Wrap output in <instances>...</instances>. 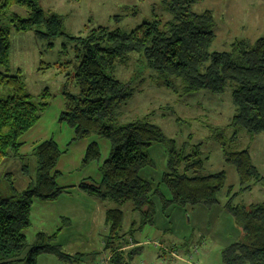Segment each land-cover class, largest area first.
<instances>
[{"label": "trees", "instance_id": "trees-1", "mask_svg": "<svg viewBox=\"0 0 264 264\" xmlns=\"http://www.w3.org/2000/svg\"><path fill=\"white\" fill-rule=\"evenodd\" d=\"M201 1L163 0L170 14L166 22H144L129 32L98 26L84 37L71 38L62 31L61 17L44 14L35 0H0V69L3 70H0V89L10 90L7 97L0 98V167L5 162L22 159L19 152L23 144L19 140L40 120L50 100L45 88L34 102L20 76L7 73L10 31L29 32L43 27L41 33L34 31L40 38L68 37L75 43L73 80L78 94L61 92L64 108L59 120L73 129L75 141L94 134L110 143L111 151L98 169L101 180L79 185L80 191L109 206L105 222L110 229L106 244V248L111 245L110 252L120 238L124 218L121 207L125 203L131 205V212L142 217L141 221L131 223L129 233L140 231L143 225L152 226V197L160 196L140 173L155 166L149 155L153 145H161L165 150L159 185L166 188L170 198L163 201L164 205L209 209L219 204L217 196L226 184L223 171L203 173L199 144L192 150L186 142L177 146L149 122V116L125 125L117 123L116 109L136 93L129 83L113 76L114 68L129 54H138L164 85L173 87L176 82L183 93L205 90L215 95L228 91L234 114L226 128L214 131L213 140L221 147L225 164L233 167L242 194L264 180L252 166L246 150L227 148L240 132L264 133V37L253 44L236 41L225 52H211L215 37L213 15L209 11L199 15L192 11ZM17 7L28 16L11 14V9ZM228 129L232 133L225 141ZM31 152L37 164L35 184L22 192H16L10 184L12 195L0 196V264H36L41 254H52L60 260L69 258L59 246L50 243L54 236L46 241L39 233L33 245L26 241L33 203L56 201L67 189L56 183L59 173L55 168L64 152L55 140L47 139L35 145ZM99 158L98 146L92 142L82 163L87 166ZM235 196L228 197L223 209L242 236L222 249V264H264V202L234 205ZM139 250H131L128 261ZM118 257L112 258L111 263L123 264Z\"/></svg>", "mask_w": 264, "mask_h": 264}, {"label": "rangeland", "instance_id": "rangeland-1", "mask_svg": "<svg viewBox=\"0 0 264 264\" xmlns=\"http://www.w3.org/2000/svg\"><path fill=\"white\" fill-rule=\"evenodd\" d=\"M35 2L44 14L61 17L62 31L71 38L84 37L98 26L129 32L144 22H166L170 19L163 0ZM192 11L198 15L209 11L213 15L215 37L211 52H225L236 41L253 44L264 37V0H202L192 7ZM10 13L23 18L28 16L18 7L12 8ZM34 31L41 33L44 28ZM34 31H10L7 73L20 76L34 102L46 88L50 94L49 108L19 140L23 144L19 152L22 159L1 165L0 196L12 195L10 184L16 192L35 184L37 164L31 151L35 145L47 139L55 140L64 152L55 168L59 173L56 183L67 189L56 201L45 203L37 200L33 203L30 209L31 224L25 236L27 243L33 245L38 233L50 236L59 230L56 239L50 243L62 246L61 251L69 258L60 260L52 254H41L37 264H112L111 260L116 256H119L120 262L128 264L130 250L136 247H142L143 251L133 255L131 264H222V249L241 235L223 209L228 197L236 195L234 205L249 206L264 202V180L242 194L233 167L225 164L222 149L213 140L214 131L226 128L234 114L229 92L212 95L204 90L186 94L176 82H173V87H167L148 70L144 59L136 53L129 54L121 65L114 68L115 79L129 83L136 91L127 103L116 109L117 123L125 125L149 116V122L157 126L167 139L174 140L177 146L186 142L192 150L195 144H199L203 173L207 175L223 171L226 184L217 196L219 204L209 209L164 205L163 201L170 198L166 188L159 185L164 171L165 150L161 145H153L149 155L155 166L140 173L143 179L152 183L160 196L152 197V226L143 225L138 233L137 229L129 233L131 223L141 221L142 217L131 212V205L125 203L121 207L124 218L120 238L110 252L111 245L108 244L106 248V244L111 235L105 222V212L109 206L79 190L82 182L91 184L101 180L98 169L111 151L110 143L94 134L75 141L73 129L59 120L64 108L61 92L67 90L78 94L73 80L75 43L66 36L40 38ZM9 92L8 88H1L0 98L7 97ZM231 133V129L225 132V141L229 140ZM92 142L97 144L100 158L84 166L82 159ZM227 148L232 151L246 150L252 166L264 179V133L249 135L240 132ZM165 248L175 257L163 253L161 249Z\"/></svg>", "mask_w": 264, "mask_h": 264}, {"label": "crops", "instance_id": "crops-1", "mask_svg": "<svg viewBox=\"0 0 264 264\" xmlns=\"http://www.w3.org/2000/svg\"><path fill=\"white\" fill-rule=\"evenodd\" d=\"M164 166V165H163ZM70 221V220H69ZM139 231H137V233H138ZM41 234H43L44 235V237H45V240L47 241V238H50V236H54V238L51 240V242L52 241H54L55 239H56V237H57V235L59 234V230L57 231V233H54V234H52V235H50V236H48V235H46V234H44V233H42V232H40ZM39 234V233H38ZM37 234V235H38ZM36 235V236H37ZM135 240H138L137 238H135ZM36 242V237H35V241H34V243ZM139 242V241H138ZM33 243V244H34ZM55 245H57V246H59L60 248H61V250H62V246H60V245H58V244H55ZM136 249H140L138 252H136V253H134V255H138V254H141L142 253V251H143V248L142 247H136L135 249H132V250H136ZM131 251V250H130ZM135 252V251H134ZM40 257V256H39ZM39 257L37 258V262H36V264L38 263V259H39ZM128 264H131V260L128 262Z\"/></svg>", "mask_w": 264, "mask_h": 264}, {"label": "built area", "instance_id": "built-area-1", "mask_svg": "<svg viewBox=\"0 0 264 264\" xmlns=\"http://www.w3.org/2000/svg\"><path fill=\"white\" fill-rule=\"evenodd\" d=\"M158 246V244H156ZM163 253H169L171 256L175 257V254L171 251H168L166 248L165 249H161ZM195 252H197V250L195 249ZM190 259H192V257H190ZM106 264V263H105Z\"/></svg>", "mask_w": 264, "mask_h": 264}]
</instances>
